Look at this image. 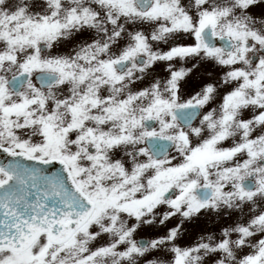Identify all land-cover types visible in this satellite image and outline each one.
<instances>
[{
  "label": "snow or ice",
  "instance_id": "obj_1",
  "mask_svg": "<svg viewBox=\"0 0 264 264\" xmlns=\"http://www.w3.org/2000/svg\"><path fill=\"white\" fill-rule=\"evenodd\" d=\"M0 264H264V0H0Z\"/></svg>",
  "mask_w": 264,
  "mask_h": 264
}]
</instances>
